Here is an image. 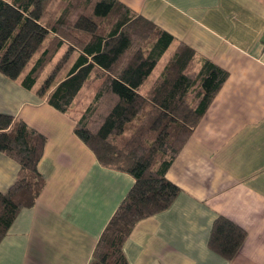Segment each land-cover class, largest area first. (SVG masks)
Listing matches in <instances>:
<instances>
[{"label": "crops", "instance_id": "0c3cea01", "mask_svg": "<svg viewBox=\"0 0 264 264\" xmlns=\"http://www.w3.org/2000/svg\"><path fill=\"white\" fill-rule=\"evenodd\" d=\"M118 1L229 74L168 172L181 194L135 227L128 264H264V0ZM0 114L47 138L46 186L1 241L0 264H90L134 179L104 167L68 116L1 74ZM18 170L0 154V192ZM220 217L247 233L231 263L210 247Z\"/></svg>", "mask_w": 264, "mask_h": 264}, {"label": "trees", "instance_id": "16d2710c", "mask_svg": "<svg viewBox=\"0 0 264 264\" xmlns=\"http://www.w3.org/2000/svg\"><path fill=\"white\" fill-rule=\"evenodd\" d=\"M0 74L73 119L76 137L104 167L134 179L90 263L128 264L124 245L135 227L181 194L168 172L228 72L118 0H0ZM46 145L22 119L0 114V154L19 168L0 192V243L46 186ZM246 239L220 217L210 247L231 263Z\"/></svg>", "mask_w": 264, "mask_h": 264}, {"label": "rangeland", "instance_id": "374dc122", "mask_svg": "<svg viewBox=\"0 0 264 264\" xmlns=\"http://www.w3.org/2000/svg\"><path fill=\"white\" fill-rule=\"evenodd\" d=\"M91 96V95H90ZM90 96L88 97V99L86 98L85 100H83L80 104H79V106L77 107V111L79 112L77 115H79V114H82L83 113V111L86 109V107H88V105H89V102H90ZM44 101H46V100H44ZM71 119V118H70ZM74 123H75V121L73 120V119H71Z\"/></svg>", "mask_w": 264, "mask_h": 264}]
</instances>
